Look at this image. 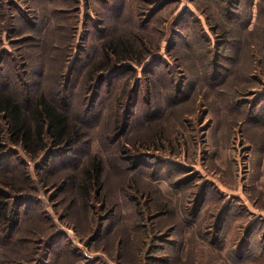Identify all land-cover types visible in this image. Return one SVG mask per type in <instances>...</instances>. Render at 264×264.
I'll use <instances>...</instances> for the list:
<instances>
[{"label":"rangeland","instance_id":"1","mask_svg":"<svg viewBox=\"0 0 264 264\" xmlns=\"http://www.w3.org/2000/svg\"><path fill=\"white\" fill-rule=\"evenodd\" d=\"M1 93L84 135L2 134L0 264H264V0H0Z\"/></svg>","mask_w":264,"mask_h":264},{"label":"trees","instance_id":"2","mask_svg":"<svg viewBox=\"0 0 264 264\" xmlns=\"http://www.w3.org/2000/svg\"><path fill=\"white\" fill-rule=\"evenodd\" d=\"M106 47L113 56L121 54L115 45ZM122 53L129 51L124 50ZM28 104L26 99L21 100L14 94H0V151L2 134L5 135V140L14 146H20L30 158H35L43 152L46 140L53 147H63L71 152L76 150L84 135L80 125L71 121L63 109L45 97L40 96L37 101L29 106ZM88 161L86 167L80 171L83 182L81 186L84 188L92 176L96 180L100 176L101 165L97 157Z\"/></svg>","mask_w":264,"mask_h":264}]
</instances>
